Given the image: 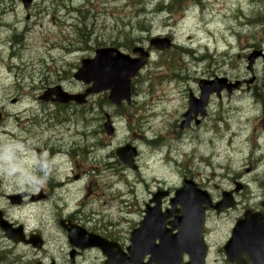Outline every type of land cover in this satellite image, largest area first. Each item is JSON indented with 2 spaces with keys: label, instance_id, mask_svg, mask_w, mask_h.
Instances as JSON below:
<instances>
[{
  "label": "rangeland",
  "instance_id": "1",
  "mask_svg": "<svg viewBox=\"0 0 264 264\" xmlns=\"http://www.w3.org/2000/svg\"><path fill=\"white\" fill-rule=\"evenodd\" d=\"M183 1L187 6L182 12L178 7L162 11L158 7L162 0H34L30 10L24 9L22 0H0V110H5L8 115L0 125V178L5 169L8 180L1 186V192L7 194L17 187L14 177L18 174L26 176L25 165L17 159L22 157L18 150L24 152V148L42 147L45 143L65 147L68 141H90L89 135H76L75 131H90L94 135L91 129H102L105 114H109L117 129L114 142L106 150L99 148L89 160H85L83 170L105 169L107 163H116L109 157L118 147L132 142L141 152L139 163L144 178L164 180L166 183L163 184L170 187L179 184L184 174H193L202 186L207 185L216 199L223 189L233 187L235 181L247 184L249 188L240 195V206L236 211L222 219L211 214V220L217 223L210 221L214 230L221 224L223 233H226L232 218L238 216L244 207H260L264 199V189L259 184L264 181V161L255 170L253 163L256 160L252 154L253 138L260 135L264 127V118L261 119L264 112V63L255 67L256 92H243L223 103L212 100L207 124L184 133L177 127L188 107V88L198 91L196 78L207 77L210 65L213 68L219 63L217 68L233 77L249 79L254 75L246 71L244 62L237 57L242 53L249 54L245 49L248 44H259L264 50V0ZM166 3L165 7L170 0ZM238 11L246 18L240 20L236 16ZM251 20L258 24L249 25ZM170 28L177 47L191 48L198 57L207 53V45L209 53H217L214 63L206 61L203 64L192 63L187 57L180 60L175 50L164 57L169 61L175 57L173 69L179 70L186 65L196 83L182 84L172 79L176 74L169 69L159 71L152 68L136 79L133 85L135 103L131 107L116 108L108 104L105 94H100L84 106L68 109L46 106L43 112L38 99L48 88L59 85L70 93H84L87 86L74 80L73 76L82 60L94 57L97 49L122 46L123 51L131 53L143 38L170 34ZM223 62H232L236 67L231 68L227 63L222 66ZM168 75L170 77L166 78ZM255 95L260 98L256 104ZM14 99H18L16 105L12 104ZM43 113L47 115L45 124L33 120L32 116ZM17 116L21 123L15 120ZM29 125L31 129L27 130ZM33 131L40 132V135L27 141ZM94 136L92 141L100 138ZM102 139L107 141L105 134ZM144 140H155L156 143L149 145ZM260 143L262 148L254 150L255 154H264V138ZM164 151H169L178 165L169 162L170 157ZM116 172L111 169L97 182L95 201L118 194L123 189H127V194L130 188L142 194L144 188L138 184V175L130 173L118 177ZM89 177L85 175L84 181L77 186L83 188ZM123 179L130 186L117 183ZM107 182L115 185L106 186ZM133 199L130 194L125 196L127 207L124 210L128 213L125 217L137 221L139 216L132 212L137 210L138 204L129 207ZM139 199L143 204L148 197L142 194ZM0 206L11 208L2 194ZM118 208V203L114 202L111 210L115 219ZM25 215L27 213L20 217L25 218Z\"/></svg>",
  "mask_w": 264,
  "mask_h": 264
},
{
  "label": "water",
  "instance_id": "2",
  "mask_svg": "<svg viewBox=\"0 0 264 264\" xmlns=\"http://www.w3.org/2000/svg\"><path fill=\"white\" fill-rule=\"evenodd\" d=\"M25 2L26 8H29L31 0ZM161 47H169V44L166 46L165 43H162ZM145 61L146 56H142L139 60H132L129 56L124 55L118 50L103 49L97 51L94 59L83 62V67L75 75V78L86 84L93 83V88L88 91V94L111 91L110 100L119 105L121 100L130 102V81L144 66ZM53 94L58 97V101L64 103H68L73 99L78 102L83 101V97L63 95L60 89L51 90L42 99L50 100ZM205 103L206 100L203 104L205 105ZM118 156L124 164L133 167L135 151L127 148L119 151ZM160 199L161 197L156 199L155 202L158 203V207L152 212H149L141 225V230L133 235L132 250L139 246V237L141 235H147L150 244L143 249L145 250L144 254L152 255L150 264H182L181 259L183 254L190 255L192 260L190 264H204L206 256L203 243L205 211L210 206L208 208L203 207L204 201L197 191L195 195L178 193L177 197L172 200L173 211H176V205H180L181 209L178 211L183 216L176 217L174 221L170 222L169 226L171 229H168L167 221L172 217L173 211L166 215H160ZM223 208L224 206L221 205V209ZM221 209L218 208L219 211ZM250 221L251 225L243 227L242 231H240L241 227H237L235 237L229 244L228 249L235 250L248 246L253 248L251 244L255 242V236L252 229L258 233V244L264 242V218L260 219V222H257L258 219L255 218H250ZM2 227L9 230L4 225ZM175 231H178V233L173 235ZM8 236L12 237V233L8 234ZM156 239H160L161 243L159 246H154ZM151 243H153L152 246ZM251 253H253L251 259L254 260V264H264L263 259L256 255L257 253H264V247L262 245L259 247L256 246ZM132 255L133 257L135 255L133 251Z\"/></svg>",
  "mask_w": 264,
  "mask_h": 264
},
{
  "label": "flooded vegetation",
  "instance_id": "3",
  "mask_svg": "<svg viewBox=\"0 0 264 264\" xmlns=\"http://www.w3.org/2000/svg\"><path fill=\"white\" fill-rule=\"evenodd\" d=\"M58 149H60L59 147H57ZM46 150H50V145L47 146L45 145L43 147V149H36V152L39 153V156H42L43 153L46 152ZM76 160V159H75ZM75 160L73 159V162H75ZM33 171L36 172L35 178H31L30 179V191H26V190H22L19 191V194L22 193H27L28 197L25 198L23 200V204L19 207H16L17 209L21 210L22 208H29V211L31 209V213L32 214H37L40 215L41 217H44L45 214H51V210L48 211L49 207H47V203L51 201V199H56L59 198L61 195L58 193L59 190L53 189L54 185L52 183V181H54L55 186L60 185L64 182V179L61 178L59 176L58 170H55L54 173V177H46V174L42 171V162H40L39 166H35V168L33 169ZM43 181V184L38 186L37 183ZM47 183L49 189L46 190L44 188V185ZM40 200V201H39ZM37 201V202H35ZM63 218L65 221V224L67 225H73V224H77L81 227H85L89 232L91 233H100V231L93 227L92 223L89 221V219H84L82 216H70L67 212L63 213ZM4 215L6 216L7 219L11 218V214L9 212V210L4 211ZM14 223L15 226H20L19 221H11ZM61 222H58V226L61 229V231L63 232L64 236H65V240L67 242V247H68V252H67V258H70V253L73 251L76 253L75 256V262H71L70 259L62 262L60 259H53L51 257L50 251L47 250V248L41 247L39 248H33V247H27L28 252H25L21 255H18L16 257H10V255H8L4 249L5 247L3 245H1L0 247V255H1V262L2 264H53V262H55V264H78L79 259H81L85 254L86 251H82L81 249H79L78 247L72 245L69 241L68 238V233L62 229L60 227ZM1 233V232H0ZM39 233L35 232V233H31L28 235V239L32 236V235H38ZM110 239H113L112 237H109ZM5 241H7L6 239H4ZM117 241L120 243V240L117 239ZM8 242V241H7ZM9 245H11L9 243ZM13 245V244H12ZM19 246V245H18ZM19 248V247H18ZM65 249L64 245H62L61 247V251H63ZM23 251H25L24 248H22ZM224 253V252H223ZM16 255V254H15ZM225 256V253H224ZM245 261H247V264H250L247 257L245 256ZM222 263H218V264H230L227 261V258L225 256L224 259L221 260Z\"/></svg>",
  "mask_w": 264,
  "mask_h": 264
},
{
  "label": "bare ground",
  "instance_id": "4",
  "mask_svg": "<svg viewBox=\"0 0 264 264\" xmlns=\"http://www.w3.org/2000/svg\"><path fill=\"white\" fill-rule=\"evenodd\" d=\"M23 142V141H22ZM24 143V142H23Z\"/></svg>",
  "mask_w": 264,
  "mask_h": 264
}]
</instances>
